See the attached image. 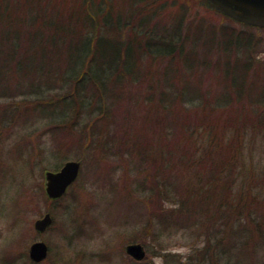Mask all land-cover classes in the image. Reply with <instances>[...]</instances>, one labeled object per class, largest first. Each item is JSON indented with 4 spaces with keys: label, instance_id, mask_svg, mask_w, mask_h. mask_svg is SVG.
<instances>
[{
    "label": "rangeland",
    "instance_id": "obj_1",
    "mask_svg": "<svg viewBox=\"0 0 264 264\" xmlns=\"http://www.w3.org/2000/svg\"><path fill=\"white\" fill-rule=\"evenodd\" d=\"M127 2L114 0L111 5L114 14L124 10ZM163 4L167 8H161L162 12L153 20L158 22L154 25L158 31L164 30H159L161 23H166L169 29L173 19L183 10L181 7H186L183 11L186 32L180 31L186 41L184 50L191 39L196 38L190 22L202 23L216 31L224 28L232 33L224 36L218 33L215 42H221L220 48L210 46V50L201 49L202 55L195 56L196 76L189 77V81L197 87L198 99L195 103L192 99L185 106L178 101L173 109L168 107L165 111L161 105L160 108V93L165 90V94L179 92L183 82L168 76L165 80H152L153 89L146 87L142 73L158 68L160 63L149 66L144 58L138 72L141 76L139 86L124 84L122 98L112 106V114L106 116L108 127L98 125L101 131L91 136L103 147L96 148L92 156L77 140H84L85 134L79 137L81 127L94 116L84 114L79 124L68 122L64 133L53 134L52 125L61 115L57 113L50 121L47 115L50 111H43L42 118L36 114L26 124L20 123L12 132H5L0 139V264H29L28 247L37 240L48 246L50 261L45 264H133L124 248L134 236L133 226L140 230L142 224L139 221L144 198L133 190L145 175L143 170L139 173L136 169L138 159L146 155L161 161L163 157V163L173 176L185 170L179 177H186L183 186H190L193 175L207 174L202 168L203 161L197 163L196 160L204 153L205 147L200 148L201 145L211 140L230 145L233 151L239 152L238 160H241L230 176L225 173L221 177L217 192L226 190L227 200L233 204L236 198H244L250 189L248 199L253 197L250 203L257 207L254 220L259 221L264 213V105H250L245 97L233 101L223 73L225 68L249 62L245 81L248 94L252 89L255 96L264 89V31L227 21L215 10L216 13L206 10L200 0H156L157 9ZM234 35L240 37L238 44L229 45L226 40ZM199 37L195 43L204 48L207 39L203 38V33ZM247 39H250L249 45ZM224 46L227 49L222 50ZM149 73L143 74L150 77ZM196 104H201L200 108ZM231 149L224 155L232 156ZM67 161L80 162L79 177L61 199L44 201V173L54 171ZM145 167L150 168L148 164ZM237 172L246 174V178H239L241 174ZM247 178L250 181L242 183ZM225 182L227 187H223ZM204 183L196 185L203 188ZM255 191L258 194L253 195ZM172 207L171 203L164 205L167 210ZM46 212L53 218L52 225L45 233L37 234L33 223ZM240 214H243L241 209ZM228 222L233 229L238 226L235 217ZM254 233L247 248L251 255L243 259L222 254L215 257L214 264H264V235L258 229ZM190 234L188 231L164 233L158 240L153 239L152 233L147 234L141 243L145 258L138 264H211L207 257L199 256L203 237Z\"/></svg>",
    "mask_w": 264,
    "mask_h": 264
},
{
    "label": "trees",
    "instance_id": "obj_2",
    "mask_svg": "<svg viewBox=\"0 0 264 264\" xmlns=\"http://www.w3.org/2000/svg\"><path fill=\"white\" fill-rule=\"evenodd\" d=\"M113 2L0 0V139L5 132H12L20 123L26 124L36 114L42 118L43 111H50L47 114L50 121L54 120L52 117L57 113L61 115L52 125L53 134L64 133L63 128L68 122L79 124V120L86 114L94 117L81 127L79 137L85 134L82 136L84 140L77 142L81 141L84 150L92 156L91 153L102 145L92 140L91 136L101 131L98 125L108 127L106 116L112 114V106H116L122 98L124 84L130 87L138 85L141 76L150 89H153L152 80L161 81L168 76H172L174 81L183 82L179 92L165 94V90L160 93L158 103L164 111L168 107L173 109L178 101L183 106L192 99L196 102L199 93L197 87L189 81V77L196 76L193 70L195 56L201 54V49L207 52L210 46L218 50L221 45V42H215L218 33L221 36L232 33L224 28L216 31L202 23L194 25L190 22L191 28H194V37H202L203 33L207 41L203 44L204 48H201L202 44L195 43L197 39L192 38L184 50L186 41L180 31L186 32V13H183L186 7L182 6L181 14L172 18L169 29L166 23H161L159 30H164L158 31L154 27L158 22L153 20L158 12H162L161 8H167L166 4L160 5L158 10L156 0H128L124 10L114 14L111 7ZM200 2L206 10L216 13L208 4L202 0ZM239 38L234 35L225 40L229 45H237ZM247 44H250V39H247ZM225 49L224 46L222 50ZM144 58L149 66L160 63L158 68L147 70L150 77L143 74L147 72L138 76ZM165 62L166 66H163ZM248 67L250 70L249 62L239 67L234 65L225 68L223 77L234 96L233 101L245 97L250 105L263 106L264 89L255 93V96L252 89L248 94V86L245 85ZM198 105L200 108L201 104ZM237 109L241 110V106L237 105ZM93 112L96 114L92 115ZM213 141L201 145L200 148L205 147L204 153L202 158L196 160L197 163L203 161L205 165L202 168L207 170V174L193 175L190 186H183L186 177H179L185 174V170L177 171L178 176H173L166 168V163H163V157L159 161L149 159L146 155L140 156L136 169L139 173L143 170L145 175L137 181L133 190L144 198L139 221L142 224L140 230L133 226L134 236L129 239L130 243L143 244L147 234L151 233L153 239L158 240V236L164 233L188 231L190 235L203 237L199 256L207 257L211 264L216 262L215 257L222 254L243 259L251 255L247 248L251 236L255 234L254 230L258 229L264 235V213L259 221L254 220L257 207L254 208L250 203L253 197L248 199L250 189L244 198H236L233 204L227 200L226 190L217 192L221 177L225 173L230 176V172L241 160H238L239 152L233 151L228 147L230 145ZM229 149L232 150V156L224 155ZM102 152L105 150L102 149ZM166 153L172 152L166 150ZM219 153L221 155L217 157ZM170 158L172 156L167 161ZM180 159L184 164L182 156ZM145 164L150 168H146ZM240 177L246 178V174ZM249 181L247 178L242 183ZM201 182L205 184L203 188L196 185ZM222 184L227 187V182ZM255 194L258 192L255 191ZM44 201L49 200L44 197ZM165 203H171L173 207L167 210L164 208ZM224 209L227 211L222 212ZM240 209L243 214H240ZM233 217L238 223L235 229L228 222ZM47 261H50L49 257Z\"/></svg>",
    "mask_w": 264,
    "mask_h": 264
},
{
    "label": "water",
    "instance_id": "obj_3",
    "mask_svg": "<svg viewBox=\"0 0 264 264\" xmlns=\"http://www.w3.org/2000/svg\"><path fill=\"white\" fill-rule=\"evenodd\" d=\"M220 14L245 25L264 28V0H204ZM80 170L78 161H68L57 172L45 173V193L49 199H58L77 178ZM52 218L46 213L34 222V229L42 233L50 226ZM127 255L136 261H142L145 251L141 244H129L125 247ZM47 246L44 242H35L29 248V258L40 262L46 258ZM199 264V263H192Z\"/></svg>",
    "mask_w": 264,
    "mask_h": 264
},
{
    "label": "flooded vegetation",
    "instance_id": "obj_4",
    "mask_svg": "<svg viewBox=\"0 0 264 264\" xmlns=\"http://www.w3.org/2000/svg\"><path fill=\"white\" fill-rule=\"evenodd\" d=\"M27 260H28V262L30 261L29 258H28V255H27ZM29 264H31V263L29 262Z\"/></svg>",
    "mask_w": 264,
    "mask_h": 264
}]
</instances>
